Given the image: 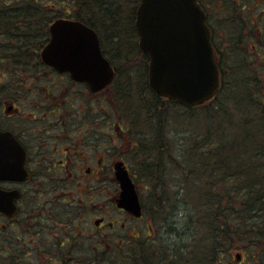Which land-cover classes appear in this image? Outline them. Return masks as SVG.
Returning <instances> with one entry per match:
<instances>
[{
	"label": "flooded vegetation",
	"instance_id": "obj_1",
	"mask_svg": "<svg viewBox=\"0 0 264 264\" xmlns=\"http://www.w3.org/2000/svg\"><path fill=\"white\" fill-rule=\"evenodd\" d=\"M199 2L207 18L220 79L215 97L201 107L215 101L225 86V80L226 84L230 80L231 90L240 84L248 93L244 91L246 98L251 99V94L258 97L255 101L264 115V9H261L264 3L261 0H237L231 5L226 0ZM213 2H218L223 10L228 8L224 16L219 17L223 10L213 13ZM39 64V71L34 68L10 71L5 69L2 59L0 62V131L10 138L9 149L16 150L18 159L14 166L17 173L27 176L25 180L0 182L3 191L18 194L14 199L16 213L0 212L1 264H27L21 261L27 256L35 259L30 264H68L61 258L63 251L67 250L65 241L68 236H60L66 239L60 240V261L52 262L53 258L49 257L53 251L46 235L51 229L49 212L52 202L71 201L73 191L84 192L105 175H108L109 184L118 186V193L116 189L113 194L107 192L114 209L107 208L106 216L95 219L99 221V225L94 221L97 232L104 234V228L112 232L119 230V249L131 250L135 245L145 243V251L159 252V241L163 237L159 231L153 230V216L143 208L140 186L136 184L142 204L141 218L117 206L120 194L115 175L117 163L123 161L124 155L141 153V143L130 139L135 133L131 134L123 119L118 118L116 70L110 85L94 91L89 84L75 80L70 73H61L47 66L41 56ZM238 69L242 73L239 78L235 76ZM235 78L238 82H234ZM235 101L233 105L229 103L232 109L240 104L238 99ZM124 163L135 182L134 173ZM147 185L145 192L149 190ZM61 196L67 198L57 200ZM106 206L103 204L104 210ZM119 216L122 220L113 221ZM134 221L144 222L145 230L133 228ZM28 237L31 242L27 241ZM152 244L156 245L155 249ZM55 255L57 258L59 253L56 251Z\"/></svg>",
	"mask_w": 264,
	"mask_h": 264
},
{
	"label": "rangeland",
	"instance_id": "obj_2",
	"mask_svg": "<svg viewBox=\"0 0 264 264\" xmlns=\"http://www.w3.org/2000/svg\"><path fill=\"white\" fill-rule=\"evenodd\" d=\"M226 1L229 5H231L237 0ZM261 1L264 3V0ZM218 2H213V6L211 5L212 11L215 14L223 10V7L221 8ZM119 3L120 14L118 15V20L122 26H104L105 22L102 21L103 19H101V17H97L95 19L96 27L102 33L105 47L113 58L115 63L114 65H116L117 68L122 71L121 77L115 86V88H117V86L121 87L119 89V95L117 94L118 90L116 92V109L119 114L118 118L123 119L122 121H124L127 129L131 130V134L135 133V137H130V139L132 138L134 142L145 140V143L143 142V150H150L151 142L148 143V141H150L153 137V129L155 130L154 134H156L159 127L160 135H162V138L165 140L167 145V150H165L167 151L165 158L169 161V154H173L176 159L175 165L169 164L167 170L164 168V173L161 179L165 183L164 190L166 191L163 193V196L165 195L166 199L168 198V201L171 200V207H166L159 220H156L153 223V230L155 232L159 231L160 236L163 237L159 241L161 243L159 251H165L167 256H171V252L176 251V249L174 250L176 245L179 247L185 246L193 241L196 230V222L199 220V217H202V214L208 210L207 208L211 207L208 205L210 204V200H212L211 195L215 190L227 193V191H234L237 187L239 190L238 195L245 196V193L243 192L244 189L253 183H257L260 179L264 180L262 177L264 171L258 172L256 170L254 172H250L249 168L245 169V165H250L251 163L252 166L257 162L264 164V159H258L256 154V159L246 158V156L252 157L251 154L257 152L254 150V147L248 149L249 151L251 150V152L247 154L244 152V150L240 151L235 144L229 143L231 146L229 147L228 144V149L224 150L221 156L210 155L205 161H203V164L205 165V169L203 171L204 175L200 173L202 172L200 168L203 167L202 160L200 158L201 153L197 151L192 155L194 158L191 162L192 166L189 170L185 167L186 164H188V161L185 158L188 157V154L184 152H187L189 149H191L193 144H196L197 142L201 146L202 139L207 138L209 133V138L214 136L216 139H219L218 137H220L219 140L221 141V138L228 137L230 138V141H238L239 139L245 137L244 131H242V128L239 126L248 127V131L255 130L254 132L257 133L261 131L262 134L264 133V128L262 126L264 122L262 120L264 115L259 112L258 108H254V110H252L243 103L237 104L236 109H232L233 107L230 106L229 103L233 105V103L237 102L235 99H238L239 102L240 99L242 100L245 97V92L242 91L240 86L236 85V89L231 90L229 93L230 97H235L232 100L230 99V101L227 100L226 103V106H228V115H225V112L221 113V115L218 113L208 114L205 112V110H203V108L199 111H189L180 105L169 104L167 100L164 99L162 101L166 104V107L160 110V113L165 111L162 116V128H160V126L156 128L149 125L154 123V120L152 119L153 115L146 112L144 104L145 101L142 100L140 95L141 82L147 81L148 83V73L147 76H145L144 70H140L142 69V66L143 68L145 67L144 63L140 64V60L136 63L138 65H135L136 69L133 68L132 62L129 61L131 57L129 49L130 47H135L136 44H139V35L138 33L135 34L134 26H125L127 25L126 23H133L134 14L138 10L140 0H121ZM227 9L228 8L224 7L223 12H220L221 16L219 17L224 16ZM261 9H264V4L261 6ZM108 23L109 21H107V24ZM114 34H118L117 38L119 40L122 38L121 40L124 41L125 45H127L129 48L122 49V55L118 54L116 56V54L112 52L113 48L108 42L109 35ZM112 37L113 40H116L114 36ZM39 56H41V53ZM126 58H128V63L125 62L127 61ZM237 58L242 60L241 57ZM249 71L250 68L246 70V74L249 73ZM252 71H255V68L252 67ZM262 73L263 72L261 70V75ZM241 75L242 73L240 69H238L235 73V76L239 78ZM234 82H238L236 81V78L234 79ZM250 97L254 100L258 99V97L253 94H251ZM229 107L232 110L229 109ZM226 116H233V125L235 126H228L227 122L225 121ZM155 119L157 120V118ZM128 125H130L131 128H129ZM216 128L218 130H216ZM257 136L259 137V134ZM209 140L211 141V145L209 144L210 148L212 147V143L215 141H213L211 138ZM125 147L128 149V145H125ZM198 148L196 149L198 150ZM205 150L203 152H207V149ZM258 152H262V150H259ZM148 153L144 154L142 157V153L133 152L128 155H124L123 161L129 165L132 173H137L143 168V166H145L144 161H147ZM149 154L155 156L152 152ZM184 158L185 162L183 160ZM222 161L228 162L229 165L235 166L240 172L238 171L237 175L228 177H225L224 173L223 175L222 173H219L221 175L210 177L208 180L206 175L211 172L213 164H216L217 162L218 164H221L219 162ZM179 164L181 165V168L179 167ZM187 171H190L191 174L190 181L188 184H184V187L187 188L190 196L185 195V197H178V191L183 182L182 176L184 175L185 177V175H187ZM251 171H253V169H251ZM105 176H101L99 183H92V186L86 188L84 192H81V190L73 191L74 196L71 198V201L67 200L65 203L62 201L57 203L52 202L53 206H51L49 212V214H51V220H49L51 229L49 232H47V238L48 240L51 239L53 244H56L61 240V235L68 236L69 238H76L72 250L69 251L67 255L69 264H84V260L92 262L93 260L91 259L94 257H96V260L100 263L122 264V259L125 258L130 251L127 249H119L120 238L117 237L118 234H120L119 230L112 232L108 228H104V234H100L97 232L98 230L94 226V221L96 218L107 215V208L111 210L114 209L111 206V202L108 201L107 192L113 194L115 193L116 189L118 193V186H115L113 183L109 184V181L107 180L108 175ZM86 178L88 179L87 176ZM138 178L139 179L134 178V180L136 184L141 187V185H143L142 177L139 176ZM146 184L147 183L144 185L146 186ZM259 189L260 187L258 186L256 190ZM260 191L262 190L260 189ZM145 194H148V192ZM233 196L236 197L237 194H234ZM66 198L67 197L65 196H61L57 197V200H64ZM237 199L238 198H236V200ZM42 203H44V201H42ZM71 204H74L75 206H72ZM103 204L107 205L106 210H104ZM165 214H167V217H164ZM263 218H257L253 221L246 222L247 218L237 220L234 218V216H232V221L236 224V228L239 231V239L241 240L230 249V252H228L227 256L224 257L222 264H264V250L262 249L264 246L259 248V251L262 253L260 256L261 259H259L257 258L259 256L256 255L257 253L254 255L251 254L252 245L248 239L249 233L251 234V229L254 227V222L257 226L262 225L264 224ZM119 219L122 220L121 216H119V218H113V221L118 222ZM251 224L252 226L250 227ZM132 227H139L141 231L145 230V228H143L144 222L137 223L134 221ZM200 229V233L207 231L202 226ZM65 230H67V232ZM234 231H236V229H234ZM252 231L255 232V230ZM237 233L238 232H236V234ZM202 234L204 235V233ZM31 237H28L27 241L31 242ZM36 240L38 239L36 238ZM208 243L210 244V242ZM155 246V244H152L154 249ZM182 248L184 247L178 248V250ZM245 248H248V250L246 251ZM171 249H173V251ZM189 250H191V248ZM238 254H241L240 261L237 259ZM49 257H53V253Z\"/></svg>",
	"mask_w": 264,
	"mask_h": 264
},
{
	"label": "trees",
	"instance_id": "obj_3",
	"mask_svg": "<svg viewBox=\"0 0 264 264\" xmlns=\"http://www.w3.org/2000/svg\"><path fill=\"white\" fill-rule=\"evenodd\" d=\"M121 0H0V62L1 59L3 60V65H5L6 70L14 71L17 69L21 70H28V69H36L37 71L41 70V65L39 64L40 60V51L45 47L50 39V31L49 28L51 24L58 19H73L83 22L84 24L94 27L96 30V18L101 17L104 21V26H122L120 21L118 20V15L120 14L119 11V2ZM117 4V6H116ZM136 12V11H135ZM136 14H134V21L133 23H126L125 26H134L135 34H137L136 29ZM107 21L109 23L107 24ZM108 31V30H107ZM106 31V32H107ZM100 33L101 38V47L103 54L110 60L111 64L113 65L114 69L117 72V79L116 85L121 77V70L114 65L113 58L107 51L104 39L102 38L101 31L98 30ZM109 34V33H108ZM116 40H113V37ZM118 34L109 35L108 42L112 46L113 51L116 56L118 54L122 55L121 50L124 48H128L125 45L124 41L117 38ZM108 38V37H107ZM118 39V40H117ZM129 49V48H128ZM130 57L129 61L132 62L133 68L139 60L141 61L140 64L144 63L145 67L140 69L141 71L144 70V75L147 76L148 73V58L143 54V52L139 48V44L130 47L129 49ZM127 57V55H126ZM140 57V58H139ZM128 63V58H126ZM16 64V65H13ZM9 64V65H8ZM138 67V66H137ZM17 68V69H16ZM141 68V67H140ZM136 69V68H135ZM134 69V70H135ZM143 76V75H141ZM144 77V76H143ZM253 80L257 82V80L253 77ZM145 81V80H143ZM261 79H258L260 82ZM240 86V84H236ZM243 85V84H242ZM141 98L144 100L146 112L148 114H152V119L154 120L153 124H149L153 127L160 128L163 126L162 124V116L164 112L160 113L162 108L166 107V104L162 101L163 98L155 95L149 88L147 81L141 82ZM121 87L117 86L118 95L119 89ZM126 88V87H124ZM232 88V82L229 80V84H226L220 92V95L217 97L215 101L211 104L200 107V108H187L189 111H199L203 108L205 112L208 114H220L225 112V115H228V110L226 106L227 100H232L233 97H230L229 90ZM241 88V86H240ZM242 91H246L244 87L241 88ZM248 94V93H247ZM162 101V102H161ZM169 104H176L175 102H170L167 100ZM240 103L247 105V107L254 110V108H258V102H256L253 98H243L239 100ZM260 112V111H259ZM262 112V110H261ZM264 113V112H263ZM224 115V114H223ZM157 118V120L155 118ZM264 121V118L262 119ZM225 121L227 122L228 126H235L233 116H226ZM264 128V122L262 124ZM241 127L242 131L245 133V137L239 139L238 141H230V138H221L216 139V137L211 136L210 138L213 139L212 147L209 148V144L211 145V141L209 140V134L207 138L202 139L201 146L198 144H193L192 148L189 149L187 152L188 157H185L188 161L186 164V168L190 170L191 162L194 158L192 156L195 152L201 153V160L202 164L203 161L210 155L212 156H221L224 150L228 149V144H235L237 148L247 154L251 152L248 149L254 147V152L251 156H246L248 159H264V133L261 134V131L254 132L248 131V127ZM154 130V129H153ZM158 130V129H157ZM216 130H218L216 128ZM158 133V134H157ZM156 134H153L148 143L151 142L150 150H143L145 140L141 141V153L142 157L146 153L152 152L155 156L148 153V159L145 162V166L137 172L134 173L135 179H139L138 177H142L143 185L139 187L140 194L142 195L143 200V208L147 210L153 216V220H159L161 215H163L164 210L168 206L171 207V200L168 201L166 196H163V193L166 191L164 190L165 183L161 180L164 168L167 170L170 165L176 164V159L173 154H169V161L165 158L167 153V145L165 140L160 135V131ZM259 134V137L257 136ZM216 136V135H215ZM256 138V139H255ZM150 139V138H149ZM238 139V137H237ZM219 140V142H218ZM200 146V147H199ZM231 145L229 144V147ZM199 147V148H198ZM147 148V147H146ZM198 148V150L196 149ZM207 149V152H203ZM262 150V152H258ZM206 151V150H205ZM256 154V157H255ZM185 158L183 159L185 162ZM213 163V162H212ZM221 164H213V168L211 172H209L206 177L209 180L210 177H216V175H221L219 173H224L225 177L237 175L239 171L233 165H229L228 162H219ZM208 164V163H207ZM188 165V166H187ZM210 165V164H209ZM248 166V167H246ZM181 168V165L179 164ZM189 167V168H188ZM250 172L254 171H264V164L252 163L250 165H245V169H248ZM205 169V165L200 168L202 172ZM253 169V171H251ZM262 169V170H260ZM236 171V172H231ZM248 171V173H249ZM240 172V171H239ZM190 171H187V175L182 176V185L178 191V197H185V195L190 196L189 191L187 188L184 187V184H188L190 181ZM157 177V178H156ZM159 177V179H158ZM184 177V178H183ZM264 178V174L262 176ZM147 183L148 185V194H145L144 189L146 186L144 184ZM260 187L262 191L256 190ZM143 189V190H142ZM245 196H239V190L236 187L234 191H230L227 193H223L220 191H214L211 195L212 200H210L211 206L207 208L208 210L202 214V217H199V220L196 222L195 225V235L194 239L191 243L185 246H175L174 250L176 251L171 252V256H167L165 251H153L148 250L145 251V247L147 246L145 243L140 245H135L133 249H131L125 258L122 259V264H222L223 259L227 256V253L230 252V249L241 239H239V231L236 228V224L232 221V216L237 220L242 218H247V221H253L254 219L264 217V180H258L257 183L251 184L249 187L244 189L243 191ZM186 193V194H185ZM232 193V194H231ZM237 194L236 197L233 195ZM236 198H238L236 200ZM261 215V216H260ZM167 217V214L164 217ZM264 219V218H263ZM64 222V221H61ZM201 226L207 230L202 233L199 231L201 230ZM252 224L250 225V227ZM254 227L251 229V234L249 233V242H251V254L259 255L257 258L261 259L260 256L262 253L259 251L261 246H264V224L257 226L254 222ZM262 227V228H260ZM236 229V231H234ZM252 230H255L252 231ZM203 231V230H202ZM197 232V236H196ZM236 232H238L236 234ZM200 234V236H199ZM202 234V235H201ZM255 234V235H254ZM77 235V234H76ZM251 235V236H250ZM47 236V235H46ZM39 239V236L36 237ZM43 239L45 240L44 236ZM48 239V238H47ZM63 241H65L62 238ZM51 243L52 251H53V260L52 262L60 261L59 256L61 251H59L60 241L56 244L52 243V240H48ZM76 241L75 237H68L65 241V245L67 246V250L63 251L62 255V262L68 263V252L72 250L74 243ZM210 242V244L208 243ZM172 244V243H171ZM246 246V245H245ZM137 247V248H136ZM184 247L180 250L178 248ZM191 248V250H189ZM262 248V247H261ZM187 249V250H185ZM264 250V248H262ZM189 250V251H188ZM247 251L248 248H245ZM56 251L59 253L58 257L56 258ZM250 251V248H249ZM241 255V254H238ZM59 259V260H58ZM67 259V261H66ZM92 262L88 260H84V264H117V263H100L94 257ZM22 262L30 264L35 261V259L27 257H22ZM90 262V263H87ZM2 261H0V264ZM69 264V263H68Z\"/></svg>",
	"mask_w": 264,
	"mask_h": 264
},
{
	"label": "water",
	"instance_id": "obj_4",
	"mask_svg": "<svg viewBox=\"0 0 264 264\" xmlns=\"http://www.w3.org/2000/svg\"><path fill=\"white\" fill-rule=\"evenodd\" d=\"M135 24L139 47L149 59L148 82L154 94L187 108L204 104L217 94L219 71L199 0H140ZM50 33V42L41 52L46 65L70 73L94 91L111 84L115 71L103 55L94 29L62 18L51 24ZM7 136L0 131V181L24 180L26 176L14 166L17 153L9 149ZM115 175L121 188L117 206L140 218L139 194L124 162L117 163ZM17 196V192L0 189V212L14 215Z\"/></svg>",
	"mask_w": 264,
	"mask_h": 264
}]
</instances>
